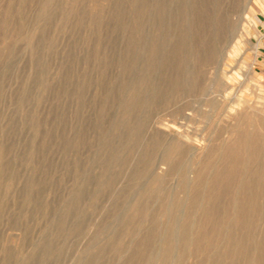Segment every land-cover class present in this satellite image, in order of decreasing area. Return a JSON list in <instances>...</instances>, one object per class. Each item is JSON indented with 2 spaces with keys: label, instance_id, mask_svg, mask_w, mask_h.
Wrapping results in <instances>:
<instances>
[{
  "label": "rangeland",
  "instance_id": "obj_1",
  "mask_svg": "<svg viewBox=\"0 0 264 264\" xmlns=\"http://www.w3.org/2000/svg\"><path fill=\"white\" fill-rule=\"evenodd\" d=\"M242 110L264 0H0V264H263L264 192L213 178Z\"/></svg>",
  "mask_w": 264,
  "mask_h": 264
},
{
  "label": "bare ground",
  "instance_id": "obj_2",
  "mask_svg": "<svg viewBox=\"0 0 264 264\" xmlns=\"http://www.w3.org/2000/svg\"><path fill=\"white\" fill-rule=\"evenodd\" d=\"M196 3V2H195ZM231 6V5H230ZM235 10V9H234ZM230 15V14H229ZM199 17V16H198ZM220 17H221V15H220ZM219 21V20H218ZM223 21H224V19H223ZM242 22V21H241ZM252 23V22H251ZM221 24V23H220ZM223 24V23H222ZM237 25V24H236ZM241 25V24H240ZM248 31V28L245 26V25H242V27L241 26H239V28H237L236 29V33H237V35L240 37L241 36V34L242 33H246ZM211 43V42H210ZM210 45V44H209ZM9 46V45H8ZM9 48V47H8ZM34 48H35V46H34ZM11 49V48H10ZM206 49V48H205ZM207 50V49H206ZM184 51V50H183ZM211 52H212V50H210ZM208 57V56H207ZM212 57V56H211ZM183 59V58H182ZM209 59V58H208ZM180 66V65H179ZM224 74H226L227 75V72H225ZM234 74H235V79H237V78H239L240 76V74H239V72H234ZM199 76V75H198ZM198 78V77H197ZM196 78V79H197ZM202 78V77H201ZM229 78H231V77H229ZM198 80V79H197ZM232 85H234V84H232ZM196 86V85H195ZM231 87V86H230ZM233 87V86H232ZM231 89V88H230ZM235 89V88H234ZM233 89V90H234ZM233 93V92H232ZM236 95V94H235ZM229 96H230V94H229ZM232 96V95H231ZM228 97V96H227ZM233 97V96H232ZM18 100V99H17ZM225 101V100H224ZM251 106V105H250ZM247 107V106H246ZM250 108V107H249ZM237 109V108H236ZM235 109V110H236ZM238 111H239V109H237ZM215 111V110H214ZM228 111V110H227ZM243 111V110H242ZM241 111V112H242ZM252 113H253V110L251 111ZM243 113H244V111H243ZM243 113H239L240 114V119H241V121L239 120V119H237L238 120V122L236 123L237 125L235 126V131L233 130L232 131V135H234L235 134V136H234V138H233V136H232V138L233 139H230V141L228 142V145H227V147H225L224 146V152H222L224 155H225V157H224V161L223 162H225V163H227L225 160H227L228 161V163H229V167H227V165H225V164H223V165H225L226 167H225V169L224 168H221V170L219 171V169H218V171L216 172V174H214V176H213V178H214V180H216V181H219V182H217L218 184V186L220 185L221 186V188H222V185L225 187V186H230V183L232 182V180H235V177H236V175H238V177L239 178H241L240 179V184H238V186L240 185V188L239 189H237L236 191L234 190V196H232V198H233V203H236V204H239V205H237L238 207L239 206H241V207H237V209L239 210L240 208V210L242 211L244 208H243V206L248 202H250V201H256V199H254V196H253V198H251V195H252V191H256V193H258L259 194V192L262 194L263 192H264V135L262 136V135H260L259 133H258V129L257 128H259V127H257L256 129L257 130H255L254 128L252 129V128H249V123L248 122H250V120H248L247 119V113H249V112H245L244 114ZM225 114V113H224ZM236 114V113H235ZM233 115V114H232ZM217 116V115H216ZM220 116V115H219ZM236 116V115H235ZM237 116H238V114H237ZM261 116V115H260ZM239 117V116H238ZM254 117V116H253ZM263 116H261V117H259V118H262ZM235 118V117H234ZM251 118V117H250ZM263 119V118H262ZM233 121V120H232ZM234 121H235V119H234ZM41 122V121H40ZM253 122V121H252ZM262 122V121H261ZM234 123V122H233ZM251 123V122H250ZM229 124V123H228ZM255 124V123H254ZM253 124V125H254ZM235 125V124H234ZM248 125V126H247ZM258 126H260V125H258ZM43 129V128H42ZM259 132H261L260 130H259ZM262 133V132H261ZM215 142V141H214ZM223 143H225V142H223ZM222 144V143H221ZM46 145V144H45ZM203 150V149H202ZM40 151V150H39ZM199 152V151H198ZM211 154V153H210ZM218 154V153H217ZM197 155V154H196ZM223 155V156H224ZM226 158V159H225ZM208 159H209V157H208ZM218 159V158H217ZM251 161L254 163V162H256V164H257V167H256V173H253L254 175L253 176H247L248 174H247V172L249 171L248 170V166L251 164ZM4 164V163H3ZM214 164V163H213ZM201 165V164H200ZM205 165V164H204ZM203 165V166H204ZM223 165H222V167H223ZM252 165V164H251ZM196 166V165H195ZM202 166V165H201ZM202 166V167H203ZM206 166H207V169H208V166H210L208 163H206V165L202 168V169H206ZM212 166V165H211ZM38 167V166H37ZM198 168V167H197ZM217 168V167H216ZM253 168H254V166H253ZM250 169V168H249ZM252 169V168H251ZM216 170V169H215ZM253 170H255V168L253 169ZM198 171H201V170H198ZM209 171V170H208ZM207 171V172H208ZM203 171H201V174H203L202 173ZM196 173V172H195ZM199 173V172H198ZM201 174L199 173V177L201 176ZM252 175V174H251ZM198 176V175H197ZM198 179V178H197ZM202 179V178H201ZM212 179V178H211ZM184 180V179H183ZM213 180V181H214ZM202 182H203V180H202ZM198 183V182H197ZM204 183V182H203ZM215 182H213V184H214ZM196 184V183H195ZM211 184V183H210ZM216 184V183H215ZM235 184V183H234ZM237 184V183H236ZM262 184H263V188L261 187L262 186ZM197 185V184H196ZM200 185H201V183H200ZM199 186V185H198ZM204 186V185H203ZM210 186V185H209ZM236 186V185H235ZM179 187V186H178ZM208 187V186H207ZM211 187V186H210ZM199 188V187H198ZM212 188V187H211ZM210 188V189H211ZM231 188V187H230ZM227 189V188H226ZM200 190H202L201 188H200ZM216 190V189H215ZM221 190V189H220ZM230 190V189H229ZM194 191H195V188H194ZM211 191V190H210ZM209 191V192H210ZM214 191V190H213ZM213 191H211V192H213ZM223 191H225V193L227 192V190H225V189H223ZM202 192V191H201ZM201 192H198V193H201ZM217 192V191H216ZM230 192V191H229ZM233 192V191H232ZM193 193V192H192ZM192 193H191V195H192ZM198 193L195 191V197H193L194 198V200H195V198H196V196H199L198 195ZM219 193V192H218ZM256 193L254 192L253 194H255L256 195ZM25 194V193H24ZM207 194V193H206ZM205 194V195H206ZM210 194H212V193H210ZM221 194V193H220ZM257 194V195H258ZM208 195V194H207ZM217 195H219V194H217ZM233 195V194H232ZM209 196V195H208ZM211 196H213V195H211ZM220 196H222V195H220ZM229 196V195H228ZM264 196V195H263ZM213 198V197H212ZM215 198V197H214ZM213 198V199H214ZM217 198V197H216ZM216 198H215V200H216ZM226 198H228V197H226ZM196 199H198V198H196ZM189 200V199H188ZM201 200H203V199H201ZM227 200V199H226ZM231 200V199H230ZM191 201V200H190ZM199 202H200V200H198ZM264 201V200H263ZM192 202V201H191ZM206 202V201H205ZM205 202H203V203H205ZM210 202V201H209ZM226 202V201H225ZM257 202V201H256ZM259 202V201H258ZM254 203V202H253ZM196 204V203H195ZM236 204H235V207H236ZM254 204H256V203H254ZM210 205V204H209ZM228 205H229V202H228ZM250 206L251 205V203L250 204H246V206ZM202 206H203V204H202ZM207 206V205H206ZM247 206V207H248ZM254 206V205H253ZM200 207V206H199ZM210 207V206H209ZM208 207V208H209ZM212 207V206H211ZM210 207V208H211ZM234 207V206H233ZM234 207V208H235ZM259 207V206H258ZM209 208V209H210ZM216 208V207H215ZM222 209V208H221ZM231 209V208H230ZM236 209V208H235ZM249 209V208H248ZM256 209V208H255ZM258 209V208H257ZM256 209V210H257ZM260 209V208H259ZM190 210V209H189ZM192 210V209H191ZM205 210H207L208 211V209H205ZM212 210H213V208H212ZM217 210V209H216ZM239 210V211H240ZM211 211V210H210ZM221 211V210H220ZM243 211H245V210H243ZM209 212V211H208ZM212 212V211H211ZM223 212H224V210H223ZM226 212V211H225ZM258 212V211H257ZM195 213V212H194ZM222 214V213H221ZM227 214H229V212H227ZM248 214V213H247ZM250 214V213H249ZM189 215H191V214H189ZM218 215H220V214H218ZM231 215V214H230ZM237 215V219L239 220L238 222H239V226H240V224H244L245 225V223H246V221H245V219H248V218H245V216L244 215H242V213L240 214L239 213V215L238 214H236ZM201 216V215H200ZM217 216V215H216ZM221 216V215H220ZM253 216V215H252ZM204 217V216H203ZM223 216H221V218H222ZM247 217V216H246ZM25 218V217H24ZM217 218V217H216ZM219 218V217H218ZM231 218V217H230ZM254 218V217H253ZM209 221H210V219H208ZM216 220V219H215ZM229 219H227V221H228ZM202 221V220H201ZM204 221V220H203ZM226 221V222H227ZM245 222V223H244ZM247 222H248V220H247ZM184 223H185V221H184ZM188 223V222H187ZM204 224V223H203ZM247 224V223H246ZM222 225V224H221ZM208 226V225H207ZM212 226V225H211ZM243 226V225H242ZM250 226V225H249ZM214 227V226H213ZM224 227V226H223ZM229 227V226H228ZM238 227V226H237ZM231 228V227H230ZM248 228V227H247ZM254 228V227H253ZM206 229V228H205ZM220 229H222V228H220ZM212 230V229H211ZM156 231V230H155ZM208 231V230H207ZM214 232V231H213ZM213 232H211V234L213 233ZM223 232H224V230H223ZM215 233V232H214ZM217 233V232H216ZM221 233V232H220ZM222 234V233H221ZM238 234H239V232H238ZM214 235V234H213ZM212 236V235H211ZM217 236V235H216ZM208 237H210L209 235L207 236L206 235V238L209 240V238ZM213 238V236L211 237V239ZM216 238H218V237H216ZM230 238V237H229ZM207 239H204V241L205 240H207ZM214 239V238H213ZM240 239V238H239ZM203 240V239H202ZM219 240V239H218ZM211 241V240H210ZM210 241H209V243H210ZM213 241H215V240H213ZM197 242V241H196ZM203 242V241H202ZM202 242H199V243H202ZM207 242V241H206ZM216 242V241H215ZM219 242V241H218ZM238 242H240V241H238ZM247 242H249V241H247ZM184 243V242H183ZM204 243V242H203ZM202 243V244H203ZM208 243V242H207ZM208 243V244H209ZM214 243V242H213ZM210 244H212V243H210ZM243 244V243H242ZM195 245V244H194ZM206 246H208L207 244H205ZM244 245V244H243ZM203 246V245H202ZM209 246H212V245H209ZM253 246H254V244H253ZM193 247V246H192ZM194 248V247H193ZM198 248V247H197ZM213 248H216V247H213ZM221 248V247H220ZM148 249V248H147ZM195 249V248H194ZM139 250V249H138ZM198 250V249H197ZM237 250V249H236ZM148 251V250H147ZM195 251V250H194ZM193 251V252H194ZM214 251V250H213ZM244 251V250H243ZM205 252H206V250H205ZM208 252H210V251H208ZM197 253V252H196ZM196 253H194V254H196ZM259 253V252H258ZM261 253V254H260ZM260 255H262V252H261V249H260ZM205 254H207L208 255V253H205ZM232 254V253H231ZM233 254H234V252H233ZM256 254V253H255ZM201 255V254H200ZM203 255V254H202ZM240 255V254H239ZM206 256V255H205ZM241 256V255H240ZM240 256H238L239 258H240ZM245 256V255H244ZM208 257V256H207ZM206 257V258H207ZM247 257V256H246ZM202 258H205L204 256L202 257ZM258 258V257H257ZM261 258H262V256H261ZM243 259H244V257H243ZM207 260V259H206ZM232 260V259H231ZM242 260V259H241ZM259 261V260H258ZM261 261V260H260ZM263 261V260H262ZM132 262V261H131ZM145 263V262H144ZM228 263V262H227ZM231 263V262H230ZM141 264H143V263H141ZM246 264V263H245ZM263 264H264V261H263Z\"/></svg>",
  "mask_w": 264,
  "mask_h": 264
}]
</instances>
